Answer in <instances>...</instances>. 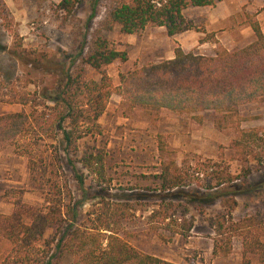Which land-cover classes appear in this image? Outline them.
Returning a JSON list of instances; mask_svg holds the SVG:
<instances>
[{
	"label": "rangeland",
	"instance_id": "374dc122",
	"mask_svg": "<svg viewBox=\"0 0 264 264\" xmlns=\"http://www.w3.org/2000/svg\"><path fill=\"white\" fill-rule=\"evenodd\" d=\"M21 1L23 7H8L0 0V116L29 115L34 110L33 128L37 134L16 137L13 146L0 151V214H10L17 201L42 203L51 190L49 186L60 184L65 195L60 197L62 203L71 205L83 197L84 202L77 207L81 229L100 225L111 205L121 202L127 214L117 231L137 251L173 264H242L241 237L232 239L229 254L225 255L224 249L227 227L234 220L254 212L264 213V170L257 171L253 162L249 164L252 173L243 184L249 192L237 196L238 206L232 219L217 199L202 208L181 202L180 214L189 229L184 237L170 236L163 228L157 230L160 235L154 234L147 221L153 206L162 198L168 199L154 178L160 168L158 139L179 166L192 170L210 161L227 168L237 179L234 183L241 185L245 166L229 148L231 131L219 132L212 113L201 114L200 123L191 116L167 111H161L154 119L139 109H130L112 93L97 121H80L93 117L91 92L98 88L112 91L119 75L134 67L172 59L176 48L211 56L216 45L199 44L205 37L197 32L199 29L210 27L218 37V45L229 51L248 45L254 34L247 18L256 21L264 33V0H221L214 9L188 8L183 15L197 30L172 38L166 36L163 28L155 27L128 36L114 25L111 32L104 34L112 49L125 52L127 61L105 67L104 78L92 69H83L81 77L70 86L74 111L82 117L78 130L86 133L76 143V158H71L84 179L85 194L74 180L69 164L59 165L55 159L56 155L63 157L64 146L52 137L61 111L53 99L64 89L73 68L71 61L85 50L91 32L104 17L108 0H67V10L59 6L62 0ZM77 86L79 89L75 90ZM239 114L244 119L242 129L255 128L264 134V98L242 106ZM96 152L104 159L106 183L98 184L95 176L78 163L80 157ZM28 159L35 162L33 171L28 169ZM254 185L256 188L252 189ZM221 223L223 227L219 229ZM9 251L10 247L0 241V264ZM40 253L36 246L27 256L36 262L41 260ZM247 258L251 264H258L256 258ZM59 264H70V258L64 257Z\"/></svg>",
	"mask_w": 264,
	"mask_h": 264
},
{
	"label": "trees",
	"instance_id": "16d2710c",
	"mask_svg": "<svg viewBox=\"0 0 264 264\" xmlns=\"http://www.w3.org/2000/svg\"><path fill=\"white\" fill-rule=\"evenodd\" d=\"M220 1L108 0L104 17L91 32L85 50L71 61L73 68L64 89L53 99L61 111L54 123L56 133L52 137L64 146L61 150L63 157L56 155L55 159L59 165L61 162L69 164L83 194L84 179L71 158H76V143L86 133L78 130L82 117L74 111L70 86L81 77L83 69H92L104 78L105 67L127 61L125 52L112 49L104 34L111 32L114 25L120 28L121 34L128 36L147 27H155L163 28L166 36L172 38L197 30L184 17L185 10L214 9ZM67 4V0H62L59 6L67 10ZM3 19L6 21L5 16ZM247 24L254 40L244 47L229 51L218 45L213 32L199 29L197 32L205 35L199 44L211 42L216 45L211 56L184 53L176 48L170 60L148 63L120 74L118 85L112 91L98 88L91 92L93 117H83L80 122L91 124L97 121L105 109L106 99L114 93L130 109H139L154 119L161 111H167L178 116H191L200 123L201 114L208 112L215 116L214 127L219 132L231 131L229 148L245 166L241 185L234 183L237 179L227 168L210 161L192 170L186 165L179 166L158 139L160 168L154 178L160 192L165 193L168 199L162 198L149 212L148 226L154 234H158L157 230L161 228L170 236L179 234L184 237L188 233L184 217L180 214L182 203L202 208L220 199V206L232 219L231 215L238 206L237 196L249 192L243 184L252 173L250 162L256 165L257 171L264 170V134L255 128L242 129L244 119L239 114L242 106L264 98V33L256 21L247 18ZM34 121V110L29 115L14 113L0 116V151L5 146H13L16 137L35 136ZM78 163L95 176L98 184L106 183L104 159L100 153L84 155ZM27 166L29 171H33L35 162L28 159ZM49 187L51 190L42 203L31 205L17 201L10 214H0V241L10 247L3 264H59L64 257L70 258V264H173L137 251L120 237L117 229L127 214L123 203L114 202L100 225L81 229L77 224V207L84 202L83 197L66 205L60 199L65 197L60 184ZM222 227L221 223L218 228ZM227 232L225 255L230 252L232 239L241 237L242 264H251L247 256L256 258L258 264H264V213L254 212L239 217L227 227ZM45 234H48L47 238ZM36 246L40 247L41 260L33 262L27 254ZM214 247L219 250V247Z\"/></svg>",
	"mask_w": 264,
	"mask_h": 264
},
{
	"label": "crops",
	"instance_id": "0c3cea01",
	"mask_svg": "<svg viewBox=\"0 0 264 264\" xmlns=\"http://www.w3.org/2000/svg\"><path fill=\"white\" fill-rule=\"evenodd\" d=\"M4 2L6 3V5L9 7V6H20V7H23L24 6V4L22 3V1L21 0H4ZM14 2H16V4H14ZM19 2H20V4H19ZM221 2H223V1H221ZM220 2V3H221ZM211 28L209 27V28H205V30H206V32H209V33H214V31L212 30H210ZM183 34H189V32H185V33H183ZM215 39L216 40H218V37H216L215 36ZM170 60V59H169Z\"/></svg>",
	"mask_w": 264,
	"mask_h": 264
}]
</instances>
